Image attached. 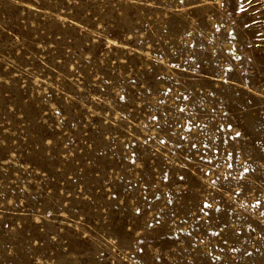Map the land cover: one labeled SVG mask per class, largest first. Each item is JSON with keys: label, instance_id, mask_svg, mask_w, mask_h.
Masks as SVG:
<instances>
[{"label": "rangeland", "instance_id": "obj_1", "mask_svg": "<svg viewBox=\"0 0 264 264\" xmlns=\"http://www.w3.org/2000/svg\"><path fill=\"white\" fill-rule=\"evenodd\" d=\"M262 212L264 0H0V264H264Z\"/></svg>", "mask_w": 264, "mask_h": 264}, {"label": "snow or ice", "instance_id": "obj_2", "mask_svg": "<svg viewBox=\"0 0 264 264\" xmlns=\"http://www.w3.org/2000/svg\"><path fill=\"white\" fill-rule=\"evenodd\" d=\"M240 10L243 11L244 9L241 8ZM229 35H231V33H230ZM228 71H231V69H228ZM217 79H221V78H220V77H217ZM224 82L227 83V81H224ZM165 94H167V93H165ZM184 99H187V97L185 96ZM179 111H180L181 113H183V112H185V108L180 107V108H179ZM152 119H153V120H157V117L153 116ZM183 127H185V130H186V131L191 132V127H189V126H187V125H185V126H183ZM196 127H199V125H196ZM229 130H231V129H229ZM241 135H242L241 132L236 131V132H235V135H234V137H233V139H239V138L241 137ZM159 142H160L161 144L166 143V141L163 140V139H161ZM204 147L207 148L208 146L205 144ZM192 148L195 149V148H196V145H195V144H192ZM201 159H204V157H201ZM231 159H232V155H231V153H229V154L227 155V158H226V163H227V161H230ZM205 162H206V163H209V164L212 163L211 160H205ZM216 167H219V165H216ZM232 167H233V165H232L231 163H227V168H228V169H231ZM247 171H248V168L245 167V168H244V172L246 173ZM205 175H208V173H205ZM242 178H243V176L241 175V179H242ZM181 179H183V177H181ZM217 179H218V178H217ZM217 179H213V180L211 181V183H212L213 185H215V184L217 183ZM225 179H227V177H225ZM258 206H259V201H257L256 204H253V205H252L253 208H256V207H258ZM210 207H211V205H210L209 203L205 202V203L203 204L202 208H201V212H203L204 209H207V208H210ZM216 210L219 211V209H216ZM204 215H207V213L204 212ZM261 215H264V212H262ZM213 235H219V233H213ZM251 254H252L251 252L248 253V255H251Z\"/></svg>", "mask_w": 264, "mask_h": 264}]
</instances>
